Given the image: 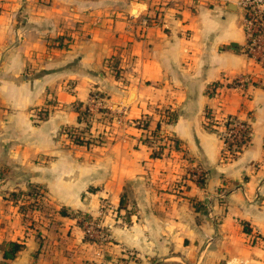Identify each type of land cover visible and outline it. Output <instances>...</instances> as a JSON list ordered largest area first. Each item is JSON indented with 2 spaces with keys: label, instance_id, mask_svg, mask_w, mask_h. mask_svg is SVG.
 <instances>
[{
  "label": "crops",
  "instance_id": "0c3cea01",
  "mask_svg": "<svg viewBox=\"0 0 264 264\" xmlns=\"http://www.w3.org/2000/svg\"><path fill=\"white\" fill-rule=\"evenodd\" d=\"M238 1L0 0V244L24 245L7 264H264L240 225L264 236V68L243 53ZM240 76L262 85L233 87ZM92 90L125 124L94 115L87 135L104 142L75 145L62 130ZM205 109L250 125L237 158L223 157ZM30 185L45 195L24 214L9 194ZM79 213L100 222L101 246L84 239Z\"/></svg>",
  "mask_w": 264,
  "mask_h": 264
},
{
  "label": "trees",
  "instance_id": "16d2710c",
  "mask_svg": "<svg viewBox=\"0 0 264 264\" xmlns=\"http://www.w3.org/2000/svg\"><path fill=\"white\" fill-rule=\"evenodd\" d=\"M106 68L108 71H110L115 78L118 77L120 69L118 68V63L115 58H109L105 62ZM234 86V84H231ZM217 84H213L211 88L208 90V95L213 96L214 95V89L217 87ZM230 86V85H229ZM103 99V94H101L97 90L90 91L88 95V100L85 103L82 102H74L72 104V109L77 113V126L74 127H67L63 128L62 133L64 132L68 139L75 145H84L89 146L92 144H102L103 137L97 136V138L89 139L87 137L88 132L90 131V128L92 127L93 117L94 115L91 113L89 106L90 101H101ZM98 118L96 120L102 121L104 123H109L115 118V114L112 110L108 109L104 105L97 109ZM205 119H208L209 124L212 126L214 123H216L213 119V116L211 115V111L209 109H205L204 112ZM233 124H242L245 128L243 131V134L240 139H234L231 142L227 143V150L230 153V157H228L230 160L237 158V156L249 145L250 143V137H251V129L250 125L246 122L240 121L235 116H226L223 118V125L225 127H231ZM138 128H146L147 126V118H143L140 120V123L136 125ZM204 127L209 130L213 131L209 126L204 125ZM157 135V132L154 134V136ZM103 138V139H102ZM174 144V148H179V142L176 140H172ZM161 155L160 150H154L152 152V157H159ZM201 169V168H200ZM187 174L190 177V169L187 170ZM206 172L201 169L200 175L197 176V179L194 181L195 184L198 187H204L205 181H206ZM45 195V191L43 188L35 185H30L27 190H17L14 192H11L9 194V199L14 201V203L21 201L19 210L26 214L27 211L31 209H36L37 211L42 209L41 206V200ZM25 201L27 202L25 204ZM119 209H124L125 213L124 216H122V220L126 224L130 222V211L126 210V201L124 198L120 201ZM60 215H69L72 217V214H67L64 209L60 210L58 212ZM79 216L89 219L91 218L87 214L79 213ZM78 225L82 228V223L79 222ZM240 225L242 226V231L246 234H250L252 236V244L259 242L260 244H263L264 246V236L261 237L257 234H252L251 229L249 228L248 224L244 221L240 222ZM86 241L92 242L94 240H90L89 238H84ZM258 244V243H257ZM24 245L22 243L17 242H6L3 244H0V253L2 255V260L0 264H7L8 261L13 260L17 254L23 249ZM124 261V259H122ZM152 262H156L155 260ZM159 264V263H158Z\"/></svg>",
  "mask_w": 264,
  "mask_h": 264
},
{
  "label": "built area",
  "instance_id": "2783aa9c",
  "mask_svg": "<svg viewBox=\"0 0 264 264\" xmlns=\"http://www.w3.org/2000/svg\"><path fill=\"white\" fill-rule=\"evenodd\" d=\"M238 6L241 8L243 12V27L246 35V44L243 49V53L251 58L257 65L264 68V0H239ZM231 84H234L233 87L238 89H244L250 85L261 86V82L252 83L249 76H240L236 78ZM101 101H90L89 109L91 111H96L98 108L102 107ZM115 114L114 120L119 124L123 125V112L113 111ZM46 112L43 110L34 111L32 114V118L34 120H43L46 117ZM211 115L216 123L212 126L209 124L208 119H205L204 125L209 126L213 131L218 134V136L222 139L224 143V154L223 157L229 159L230 153L226 149L227 143L231 142L234 139H240L244 126L242 124H233L231 127H225L223 125V118H216L212 112ZM172 121V117L169 116V113L166 110H163L160 116L161 123H167ZM95 120L93 119L94 123ZM140 120H138L135 124L138 125ZM135 125V126H136ZM66 136V134L63 132ZM68 139V137L66 136ZM71 142V141H70ZM170 146H174L173 142L168 141ZM190 177L191 180H196L197 176L200 175L201 169L199 167H192L190 169ZM105 212V208L101 209V213ZM78 221L82 223V231L84 234V238H89L90 240H94L90 243L94 245L101 246V244L107 239V234L105 230L101 227L97 219L89 218L85 219L83 217H79Z\"/></svg>",
  "mask_w": 264,
  "mask_h": 264
},
{
  "label": "rangeland",
  "instance_id": "374dc122",
  "mask_svg": "<svg viewBox=\"0 0 264 264\" xmlns=\"http://www.w3.org/2000/svg\"><path fill=\"white\" fill-rule=\"evenodd\" d=\"M91 111V110H90ZM97 111V110H96ZM96 111H91V113L93 114V115H96L97 114V112ZM95 117V116H94ZM93 117V119H95ZM96 120V119H95ZM97 122H100V123H102V124H104V122H102V121H99V120H97ZM96 122V123H97ZM143 129V128H142ZM145 129V128H144ZM99 136H102L103 138H104V135L102 134V135H99ZM87 137L89 138V139H93V138H90L88 135H87ZM92 145H94V144H92ZM90 146V145H89ZM79 217H81V216H79ZM247 236H248V244L250 245V246H255V245H257V243L258 244H260L259 242H256L255 244L253 243L252 244V236H250V234H246Z\"/></svg>",
  "mask_w": 264,
  "mask_h": 264
}]
</instances>
